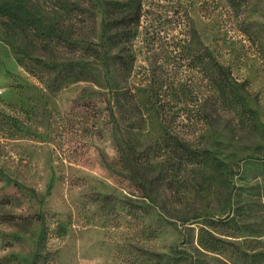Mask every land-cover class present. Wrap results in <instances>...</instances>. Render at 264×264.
Returning a JSON list of instances; mask_svg holds the SVG:
<instances>
[{"label":"rangeland","instance_id":"rangeland-1","mask_svg":"<svg viewBox=\"0 0 264 264\" xmlns=\"http://www.w3.org/2000/svg\"><path fill=\"white\" fill-rule=\"evenodd\" d=\"M0 264H264V0H0Z\"/></svg>","mask_w":264,"mask_h":264},{"label":"trees","instance_id":"trees-1","mask_svg":"<svg viewBox=\"0 0 264 264\" xmlns=\"http://www.w3.org/2000/svg\"><path fill=\"white\" fill-rule=\"evenodd\" d=\"M112 5V10L115 14V24L117 27V34L112 38V43L115 45L116 48L120 49V46L122 45V39H123V35H126L127 32L126 30L129 29V31H131V27L132 26H137V24L140 23V18H141V9L138 8V11L135 12V19L134 20H130L129 17H124L122 19H119L120 15L123 13V11L127 12L128 9V5L125 4H120V3H114L111 4ZM4 11H6L5 13L7 14V8H3ZM9 14L11 15V12L9 11ZM134 21V22H133ZM125 31V32H124ZM130 33V32H129ZM209 56L211 57V53L209 52ZM218 69H219V73L222 76V79L224 82H227V85L230 87L229 91L230 94L232 96V98L234 99V101L240 106L242 112L244 114H246L248 117L254 118L256 117V112L253 111L251 108H249L248 104H247V100L246 97L243 96L240 92V89H245V83H239L233 80H230L229 78V72L223 67L220 66L218 64ZM167 106V107H166ZM171 109L172 105L171 104H166L162 106V109L164 110V115H163V130L165 131V133L170 134V123H172V125L175 122L174 119V115H176L175 112H170L168 113V110L166 109ZM169 119V120H168ZM171 119V121H170ZM181 143L183 145L187 146V152L190 153L189 156L191 158H193L195 156V154H193V150L190 146L191 142L189 141H183L180 140ZM200 156L203 157L204 162L206 164V166L212 168L215 172H218L219 175L217 176V178H212V179H216L214 184H209V190H212L213 187L216 188H227L230 182V168L228 167L226 170L224 169L225 167V163L222 162L213 151L209 150V149H203L202 152L200 153ZM192 160V159H191ZM201 212H196L194 214H191V216H187L185 218H180L181 221L183 222H188L190 220H196L198 218H200ZM176 218V217H174ZM228 219V218H227ZM213 221L215 223H223V220H216L213 219ZM208 240H218L214 235H210V237L208 238ZM211 250L213 251H218V249L216 247H214L213 245H209L208 246Z\"/></svg>","mask_w":264,"mask_h":264}]
</instances>
